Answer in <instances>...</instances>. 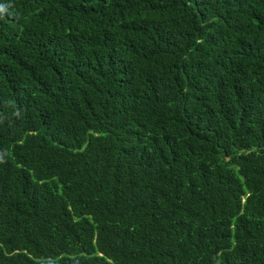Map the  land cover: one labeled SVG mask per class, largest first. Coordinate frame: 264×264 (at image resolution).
<instances>
[{
    "label": "trees",
    "instance_id": "trees-1",
    "mask_svg": "<svg viewBox=\"0 0 264 264\" xmlns=\"http://www.w3.org/2000/svg\"><path fill=\"white\" fill-rule=\"evenodd\" d=\"M0 264H264V0H0Z\"/></svg>",
    "mask_w": 264,
    "mask_h": 264
}]
</instances>
